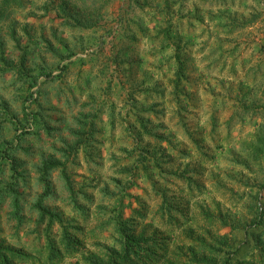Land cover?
<instances>
[{
  "label": "rangeland",
  "instance_id": "1",
  "mask_svg": "<svg viewBox=\"0 0 264 264\" xmlns=\"http://www.w3.org/2000/svg\"><path fill=\"white\" fill-rule=\"evenodd\" d=\"M49 160L64 168L47 185ZM8 183L12 264H103L117 221L155 241L147 264H264V0L15 1L0 20Z\"/></svg>",
  "mask_w": 264,
  "mask_h": 264
},
{
  "label": "trees",
  "instance_id": "2",
  "mask_svg": "<svg viewBox=\"0 0 264 264\" xmlns=\"http://www.w3.org/2000/svg\"><path fill=\"white\" fill-rule=\"evenodd\" d=\"M15 1L17 0H0V20H2L3 18V14L5 13V11L9 8H11L13 5H15ZM178 77L180 76V72L182 70V68L179 66L178 67ZM48 78H50L49 74L46 76ZM36 82H32L30 83V86H35ZM33 96H28V99L25 100L26 102H30L33 103L34 99H32ZM24 119L25 121H27L29 118H31L32 120L37 119V114L35 113H27L26 112V108L24 107ZM30 120V119H29ZM25 132L24 129L20 130V135ZM59 167H61V169L63 170L64 166H62V164L53 161V160H49V161H45L42 166H40L37 169V172L39 173L40 180H43L45 182V184L47 183V185H49V182L47 180V177L49 175V173L52 170H55ZM14 177V176H13ZM45 186V190H44V194L43 197H47V195L49 194V186ZM13 184L8 183L7 185L3 186L0 188V205L3 202L4 199V195H9L13 192ZM162 196V207L161 208H165L166 205V198H165V193L162 192L161 193ZM12 205L17 207V201L13 200ZM168 210H170V207L168 206ZM47 215H50V212L48 210H46L45 208H43L42 206L39 207V216L40 219H44L45 217H47ZM163 216L165 214H162ZM168 216V215H167ZM171 219V217H170ZM175 219V218H174ZM174 219H171L170 221L173 222ZM263 219V217H260V220L258 223L255 222V220L252 221L253 225H257L261 222V220ZM118 224L116 225L117 227V231H118V235L120 236V240H119V250H115L109 253V256L107 257V260L105 263L103 264H147V261H151V262H155L157 259V255L158 252L157 250L159 249L155 243V241L151 238H145L143 237V235H139L137 237H134L132 235H130V232L128 229H126V227L123 224H119V221H117ZM247 237H252V241H254L257 245H260L261 241L259 240V234L255 231V230H250L248 232ZM219 243H222L220 241H218ZM244 244V243H243ZM262 244V243H261ZM213 247H210L209 249H212ZM4 249L3 246H1L0 244V264H12L10 262V259L8 256H6L4 254ZM261 251H263V247H261ZM194 256L195 253H194ZM202 258H199L198 261H201Z\"/></svg>",
  "mask_w": 264,
  "mask_h": 264
}]
</instances>
